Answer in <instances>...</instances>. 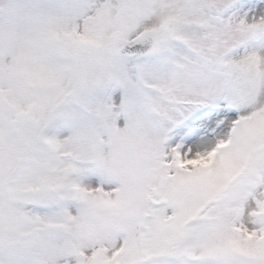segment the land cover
Here are the masks:
<instances>
[{"label":"snow or ice","instance_id":"obj_1","mask_svg":"<svg viewBox=\"0 0 264 264\" xmlns=\"http://www.w3.org/2000/svg\"><path fill=\"white\" fill-rule=\"evenodd\" d=\"M0 264H264V0H0Z\"/></svg>","mask_w":264,"mask_h":264}]
</instances>
